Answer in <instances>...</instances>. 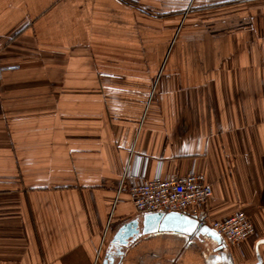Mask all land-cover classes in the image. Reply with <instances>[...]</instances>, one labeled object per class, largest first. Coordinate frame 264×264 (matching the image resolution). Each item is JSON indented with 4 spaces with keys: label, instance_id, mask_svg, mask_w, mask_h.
<instances>
[{
    "label": "crops",
    "instance_id": "obj_1",
    "mask_svg": "<svg viewBox=\"0 0 264 264\" xmlns=\"http://www.w3.org/2000/svg\"><path fill=\"white\" fill-rule=\"evenodd\" d=\"M0 264H102L118 188L205 175L239 246L145 234L113 264H264V0H0Z\"/></svg>",
    "mask_w": 264,
    "mask_h": 264
},
{
    "label": "built area",
    "instance_id": "obj_2",
    "mask_svg": "<svg viewBox=\"0 0 264 264\" xmlns=\"http://www.w3.org/2000/svg\"><path fill=\"white\" fill-rule=\"evenodd\" d=\"M3 44L0 43V58ZM16 66L2 65L0 60V81L3 72ZM146 162L143 168L140 159L127 164L118 188V195L126 193L139 213L181 212L196 217L223 237L228 246H239L254 233L250 217L242 210L233 212L223 219L209 218L204 206L213 195L212 187L205 175L192 170L186 175H157L146 178Z\"/></svg>",
    "mask_w": 264,
    "mask_h": 264
},
{
    "label": "water",
    "instance_id": "obj_3",
    "mask_svg": "<svg viewBox=\"0 0 264 264\" xmlns=\"http://www.w3.org/2000/svg\"><path fill=\"white\" fill-rule=\"evenodd\" d=\"M164 231L185 235L203 234L221 241L220 235L208 225L201 224L196 217L181 212H150L123 223L111 241V248H116L117 253L121 254L123 248L134 242L137 237ZM113 262L114 257L107 253L102 264H113Z\"/></svg>",
    "mask_w": 264,
    "mask_h": 264
},
{
    "label": "flooded vegetation",
    "instance_id": "obj_4",
    "mask_svg": "<svg viewBox=\"0 0 264 264\" xmlns=\"http://www.w3.org/2000/svg\"><path fill=\"white\" fill-rule=\"evenodd\" d=\"M109 252H108V254H110L112 257H114V260H115V256L118 254L116 251V248H110Z\"/></svg>",
    "mask_w": 264,
    "mask_h": 264
}]
</instances>
